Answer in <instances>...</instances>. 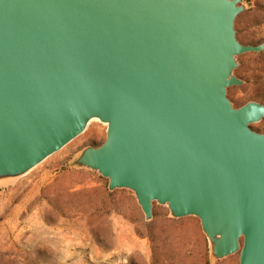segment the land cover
<instances>
[{"label":"water","instance_id":"1","mask_svg":"<svg viewBox=\"0 0 264 264\" xmlns=\"http://www.w3.org/2000/svg\"><path fill=\"white\" fill-rule=\"evenodd\" d=\"M243 0H0V182L106 125L75 167L197 217L210 254L264 264V105L235 107Z\"/></svg>","mask_w":264,"mask_h":264},{"label":"rangeland","instance_id":"2","mask_svg":"<svg viewBox=\"0 0 264 264\" xmlns=\"http://www.w3.org/2000/svg\"><path fill=\"white\" fill-rule=\"evenodd\" d=\"M243 2L237 38L245 45L264 44V0ZM237 62L234 74L243 82L228 88L229 99L235 107L264 105V50L241 54ZM91 122L25 175L0 182V264L239 263L238 253L211 257L197 217L174 218L155 204L147 221L130 190L109 191L106 178L73 166L82 148L105 140L106 125ZM251 126L264 133V117Z\"/></svg>","mask_w":264,"mask_h":264},{"label":"bare ground","instance_id":"3","mask_svg":"<svg viewBox=\"0 0 264 264\" xmlns=\"http://www.w3.org/2000/svg\"><path fill=\"white\" fill-rule=\"evenodd\" d=\"M93 120L98 121V118H94V119L90 120L89 123H90L91 121H93ZM118 235H119V234H118ZM118 237H119V236H118ZM121 237H122V236H121ZM120 239H121V238H120ZM119 242H121V241H119ZM120 245H121V244H120ZM122 245H123V244H122ZM122 245H121V246H122ZM117 249H119V248H117ZM125 249H126V248H125Z\"/></svg>","mask_w":264,"mask_h":264}]
</instances>
